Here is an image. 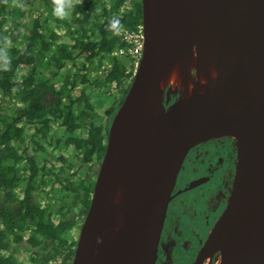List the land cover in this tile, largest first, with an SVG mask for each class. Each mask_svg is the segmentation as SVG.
<instances>
[{"label":"water","instance_id":"1","mask_svg":"<svg viewBox=\"0 0 264 264\" xmlns=\"http://www.w3.org/2000/svg\"><path fill=\"white\" fill-rule=\"evenodd\" d=\"M138 1L141 57L110 119L70 264H158L177 175L212 138L232 143L234 169L191 264H264V0ZM201 33L215 79L184 99L161 84L184 54L199 57ZM114 191L122 209L106 205Z\"/></svg>","mask_w":264,"mask_h":264},{"label":"trees","instance_id":"2","mask_svg":"<svg viewBox=\"0 0 264 264\" xmlns=\"http://www.w3.org/2000/svg\"><path fill=\"white\" fill-rule=\"evenodd\" d=\"M38 1L47 13L45 21L34 20L24 27L18 24V9H9V0H0V47L4 38L11 41L7 46L10 67L0 70V264H48L47 259L56 262L60 255V264H69L70 249L64 251L58 244L50 247L65 228L60 220L53 221L54 215L60 216L64 209L73 207L84 212L92 185V181L86 180L80 192H71V176L66 175L73 166L70 158L78 162L79 169H85L90 164L98 166L103 152V128L94 125L95 117L88 111L91 96L87 95L93 86H105L104 94L107 93L112 81L122 100L132 65L113 53L131 45L119 43V28L110 31L108 25L113 17H118L128 30L140 25L138 0H129V9L123 8L126 0H83L75 6L68 22L53 14V0ZM49 19L57 29L64 30L63 35L45 27ZM89 45L93 50L86 61L91 65L95 60L93 69L86 67V61L76 67ZM104 65L110 85L98 75ZM62 77L63 82H59ZM76 89L79 91L74 95ZM115 109L105 113V130ZM53 128L62 133L61 147H71L73 155L65 157L64 165L58 168L46 159V146L54 149ZM81 130L86 132L85 139L76 135ZM79 169H73V175ZM38 196L41 202L45 201L43 207L37 203ZM54 201L57 209L53 207ZM16 224L19 230L15 229ZM18 236H26V245L32 249L25 263L4 257L9 241L15 245L13 250L21 248L20 241V247L17 246Z\"/></svg>","mask_w":264,"mask_h":264},{"label":"flooded vegetation","instance_id":"3","mask_svg":"<svg viewBox=\"0 0 264 264\" xmlns=\"http://www.w3.org/2000/svg\"><path fill=\"white\" fill-rule=\"evenodd\" d=\"M7 7L10 9V0ZM5 27L7 29L9 25L7 24ZM109 123L106 130V123L101 126L103 128L102 134L104 137L103 147ZM217 147L223 151L220 155L218 154L219 150ZM225 156L231 160L233 163L232 169H234L235 149L232 143L225 138H212L197 144L189 150L185 159L187 157L188 158L186 159V162L184 159L182 164L185 168V172L182 174H180V172L178 173L172 190V193H178L176 196L171 198L168 204L162 250L158 264H187L189 256L191 257L189 264H191L207 234L203 235V231L206 230L208 232L216 220L221 208H223L225 204L233 170L231 169V171L226 172V179L222 185L218 186L212 183L213 174L216 170L225 166L223 161ZM191 157L194 159L192 163L189 162ZM100 160L101 157L99 159L98 166ZM98 166L96 172L98 170ZM80 170L81 169L76 171L74 174L77 175ZM96 172L92 180V185ZM70 180H72L71 187H73V179L70 178ZM81 186H86V177H84L82 181L76 185L75 189L71 188V192H80ZM193 192L196 194L198 193V195L189 196ZM90 196L91 192L89 194L88 203ZM43 204H45V201L39 206L43 207ZM77 205L79 204L77 203ZM53 207L54 209L58 208L56 201L53 202ZM86 209L82 212L77 207H73L71 209L66 208L62 211V215H54L55 217L53 221L57 222L60 220L62 222V226H65V228L59 234L58 240H54V243L50 247L55 248L58 244V246L64 249V251L65 248L70 249L72 254L71 258L67 261L69 264L72 259L75 243L86 213ZM73 230L76 232V237L75 239L70 240ZM30 250H32L31 247ZM61 259L62 256L60 255L58 262ZM210 264H212V262Z\"/></svg>","mask_w":264,"mask_h":264},{"label":"rangeland","instance_id":"4","mask_svg":"<svg viewBox=\"0 0 264 264\" xmlns=\"http://www.w3.org/2000/svg\"><path fill=\"white\" fill-rule=\"evenodd\" d=\"M19 5H23V7H20ZM12 8L18 9V11L20 13V19H21L18 24L21 23V24H23L24 27H28L30 25V23L34 20L45 21V19L47 17V13H45V11H44L45 10L44 5L41 4L38 0H18V4H13V0H10V9H12ZM124 9H129V0L125 1ZM68 17H70V15ZM64 20H66V19H64ZM16 22H18V21H16ZM16 22H13V23H16ZM11 25L13 26V24H11ZM44 25L46 28L48 27L51 30H53V29L57 30L56 25H54V22L51 19H49V21L47 23H45ZM5 29H6V27L3 28L4 31H5ZM92 50H93L92 45H89L88 48L86 49V52H84V53L82 52V54L79 56L80 59H78L76 62V67L79 66V63H83V61H86L87 54L89 52H91ZM86 64H85L86 67L88 69L92 70V66H93V64H95V60L92 61L91 65L88 64L87 61H86ZM20 70H21V72H23L22 68ZM106 71H107V67H106V65H104V67H102L100 69V72L98 73V75L107 84L110 82V79H109L108 75H106L107 74ZM63 79L64 78L62 77L59 80V82L60 81L63 82ZM55 84H56V82H55ZM110 84H107V85H110V87L108 89V92L105 94H104V92L106 91L105 86H103V87L100 86V88L93 86L92 90L87 95V96H91V105L92 106L89 107L88 111L91 115H93L95 117L94 118V125L95 126H99V125L102 126L105 123V121H104L106 118L105 113L107 111L111 110L112 108H114V109L117 108L119 105L120 100L118 97V91H116L113 88L114 85L112 84V81L110 82ZM56 85H58V84H56ZM166 89H168V88H166ZM78 91L79 90L76 89L74 95L77 94ZM2 107H3V105H2ZM108 121H110L109 118H108ZM26 131H27V134H30V131L28 129ZM51 132L53 133V135L51 137L53 139L52 145H54V149H51L52 148L51 146H46L45 151L48 153L46 159L49 160L50 165H52L55 168H58L59 166L64 165L65 157L73 156L71 153L72 149L69 146L66 148L61 147V142L64 138H63L62 133L60 132V130L58 128H53V130ZM50 135H48V136H50ZM76 135L80 139L86 138L85 130L78 131ZM41 142L43 144L44 140H42ZM222 142H225V141H222ZM217 149L219 150L218 151L219 155L221 154V152L223 153V151H221L219 147H217ZM70 159L73 162V166H71V170H69L66 173V175L67 176L70 175L71 178L73 179L72 189H75L76 185H78L84 177H86L87 181L93 180L97 166L90 164L87 167H85V169L81 167L80 168L81 170L77 173V175L76 174L73 175V173H72L73 169H75V168L79 169L78 165H77L78 162H76L75 159H73V157ZM186 159H185V162H186ZM193 161H194V159L191 157L189 159V162L192 163ZM223 161L225 163V166L223 168L217 169L216 172L213 174L214 176H213L212 183L216 184L218 186L222 185L224 180L226 179V172L231 171V169H232L233 163L231 162L230 159H228L225 156L223 158ZM191 163H188V164H191ZM65 168H66V165H65ZM183 172H185V168L182 166L180 174H182ZM192 195L197 196L198 193L196 194L195 192H193L189 196H192ZM37 203H38V205H42L41 197H39V196L37 198ZM221 210H222V208H221ZM221 210H220V212H221ZM196 227H197V225H196ZM15 229L19 230L18 224L15 225ZM206 233H207V231L204 230L203 235H205ZM75 237H76V232L73 230L71 233V236H70V240L75 239ZM17 238H18V242L19 241L21 242V248H19L18 251L13 250L14 249L13 246H15V245L13 244L12 241H9L7 248L4 250V257L6 259H8L9 261H20V262L25 263L28 261L27 256L29 255L31 250H30V247L28 245H26V236H22V237L18 236ZM20 242L17 244L18 247H20V245H19ZM190 258L191 257L189 256L187 264H189ZM46 261H48V264H59L58 261L54 262L53 260H50V259H47Z\"/></svg>","mask_w":264,"mask_h":264},{"label":"bare ground","instance_id":"5","mask_svg":"<svg viewBox=\"0 0 264 264\" xmlns=\"http://www.w3.org/2000/svg\"><path fill=\"white\" fill-rule=\"evenodd\" d=\"M198 40L200 43L199 57L195 56V54L191 57L184 54L181 60L177 62V64L170 70L168 75L163 79L161 84V88L175 90L181 94L184 99L192 95L191 91L194 89L198 93L201 92L204 86L212 84L215 79V49L213 42L207 33H201ZM186 57L190 58L187 60V62L185 61ZM194 72L196 73L197 77H199V79L192 80L195 76ZM196 83L197 86H195ZM154 123L156 129H158V120H155ZM106 205H113L119 209H122L120 198L116 191L112 192L107 197Z\"/></svg>","mask_w":264,"mask_h":264},{"label":"clouds","instance_id":"6","mask_svg":"<svg viewBox=\"0 0 264 264\" xmlns=\"http://www.w3.org/2000/svg\"><path fill=\"white\" fill-rule=\"evenodd\" d=\"M5 2H7V0H5ZM82 2L83 0H53V4H54L53 14L61 20L66 19L65 21L68 22L71 17V12L75 11V6L78 4H82ZM13 4H18V0H13ZM19 6L23 7V5H19ZM69 15L70 17H68ZM122 27L123 26L121 25V22L118 17H113L112 19H110L109 25H108V29L110 31H115L118 28H122ZM53 30L57 34L58 29L57 30L53 29ZM21 31H23V29H21ZM10 43H11L10 40H8L7 38H4V44L2 47H0V70H8L10 67L11 60L7 53V46L10 45Z\"/></svg>","mask_w":264,"mask_h":264},{"label":"built area","instance_id":"7","mask_svg":"<svg viewBox=\"0 0 264 264\" xmlns=\"http://www.w3.org/2000/svg\"><path fill=\"white\" fill-rule=\"evenodd\" d=\"M116 36L118 38L119 43L125 42L130 44L131 47H122L118 48L113 55H119L128 59V62L132 65V72H134L137 63L141 57L142 50V36L140 26H137L136 29H125L119 28L116 32ZM57 34H64L63 29H58Z\"/></svg>","mask_w":264,"mask_h":264}]
</instances>
